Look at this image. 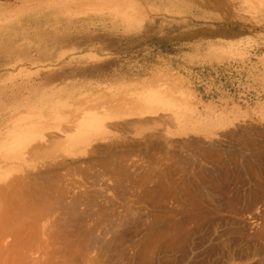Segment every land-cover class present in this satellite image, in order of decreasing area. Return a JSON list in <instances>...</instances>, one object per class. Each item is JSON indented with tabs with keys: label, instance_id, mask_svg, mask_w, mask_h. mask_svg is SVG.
<instances>
[{
	"label": "rangeland",
	"instance_id": "rangeland-1",
	"mask_svg": "<svg viewBox=\"0 0 264 264\" xmlns=\"http://www.w3.org/2000/svg\"><path fill=\"white\" fill-rule=\"evenodd\" d=\"M17 236L35 264H264V0H0Z\"/></svg>",
	"mask_w": 264,
	"mask_h": 264
},
{
	"label": "bare ground",
	"instance_id": "bare-ground-1",
	"mask_svg": "<svg viewBox=\"0 0 264 264\" xmlns=\"http://www.w3.org/2000/svg\"><path fill=\"white\" fill-rule=\"evenodd\" d=\"M19 237L13 238L8 243L0 242L1 264H35V259L29 253L30 250L25 248L24 241L19 240ZM2 241L4 240L2 239Z\"/></svg>",
	"mask_w": 264,
	"mask_h": 264
},
{
	"label": "crops",
	"instance_id": "crops-1",
	"mask_svg": "<svg viewBox=\"0 0 264 264\" xmlns=\"http://www.w3.org/2000/svg\"><path fill=\"white\" fill-rule=\"evenodd\" d=\"M34 96H36V95H34Z\"/></svg>",
	"mask_w": 264,
	"mask_h": 264
}]
</instances>
